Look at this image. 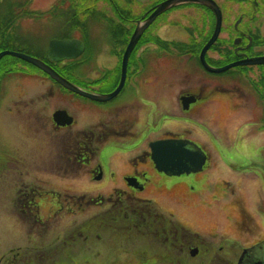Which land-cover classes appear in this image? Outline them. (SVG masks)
<instances>
[{
  "label": "flooded vegetation",
  "instance_id": "af4514ba",
  "mask_svg": "<svg viewBox=\"0 0 264 264\" xmlns=\"http://www.w3.org/2000/svg\"><path fill=\"white\" fill-rule=\"evenodd\" d=\"M123 1L126 7L116 0H53L43 13L54 11L56 36L48 40L46 53L37 59L85 93L114 92L138 23L166 0ZM215 1L222 23L205 54L207 63L217 67V58H226V64L264 59V0H229L224 7ZM191 6L199 7V14L190 10ZM182 7L188 20L174 28V15L178 14L171 13ZM77 17L86 24L79 26ZM215 23V14L198 5L175 7L159 15L126 59L124 86L106 102L73 92L30 64L27 66L35 71L20 75H12L10 66L2 67L4 71L0 68V205L12 207L10 222L21 230L23 242V246L11 248L4 264H30V251L40 260L51 248L47 238L58 236L59 218L89 206L101 207L89 220L98 214L101 220H108L111 208L117 212L118 207L125 211L132 207L130 211L136 215L130 217L123 211L118 218L125 230L148 233L146 239L160 237L166 248L173 247L179 237L183 241V235L170 231L172 215L162 214L149 199L138 198L155 177L165 175L151 159L150 144L170 139L189 140L202 147L209 159L206 168L217 157L248 160L249 171L240 176L262 191L258 190L249 209L239 212L245 218L244 230L250 234L258 222L263 224L262 235L249 247L264 242V215L255 203L257 198L264 200V65L229 70L234 75L226 87L206 81L196 67L189 71L191 62L207 72L199 58ZM98 24L104 27L103 37L94 36ZM53 39L77 41L85 51L71 59L49 58ZM143 76L147 85L144 94ZM221 106L229 107V123L220 119ZM156 112L162 116L160 126ZM243 122L241 128L238 124ZM105 148L111 149L113 157L123 155L120 171L114 168L112 191L106 197L75 194L105 182ZM216 164L218 167L215 160ZM221 184L226 190V182ZM140 205L155 208L149 206L147 211ZM255 216L260 220L255 221Z\"/></svg>",
  "mask_w": 264,
  "mask_h": 264
},
{
  "label": "rangeland",
  "instance_id": "374dc122",
  "mask_svg": "<svg viewBox=\"0 0 264 264\" xmlns=\"http://www.w3.org/2000/svg\"><path fill=\"white\" fill-rule=\"evenodd\" d=\"M53 0H31L27 8L20 9L23 27L20 28L19 35L22 39L16 46H10L6 50L25 53L35 57V52L45 51L48 40L56 36V22L54 11L52 13H43ZM124 7L123 0H116ZM221 7L229 0H217ZM0 4V11L2 10ZM190 7V6H186ZM196 14L199 10L191 6ZM185 7L174 9L171 14L177 17L172 23L176 28L182 22H186L182 14ZM136 11H140L134 7ZM32 11V12H31ZM187 11V10H185ZM31 13V15H29ZM181 14V15H180ZM100 20V19H99ZM97 20H94L96 22ZM98 24L93 28L94 36L103 37L104 27ZM12 40V33L10 39ZM215 62L217 67L225 65L226 58H217ZM215 61V60H214ZM27 63L13 57H4L0 62V68L10 66L12 75H20L22 71H35L28 67ZM196 71L202 75L206 81L215 82L221 86H227L233 79V73L226 71L222 73H208L199 68L197 63H188L189 71ZM1 71H4L2 68ZM210 84V82H207ZM142 94L144 91L145 77L140 81ZM220 119L223 123H229L231 113L228 106H221ZM162 116L156 112V122L160 126ZM255 119V116H254ZM240 125L244 128V122ZM232 126V125H230ZM234 127V126H233ZM228 128L227 130H229ZM257 133L256 129H251ZM231 132V131H228ZM212 133L215 134L212 128ZM112 146V145H111ZM106 150V151H105ZM103 156V165L105 170V182L89 185L90 188L76 192L78 195L96 196L108 195L114 183V168L120 171V161L123 155L113 157L110 148H105ZM112 155V156H111ZM110 158V162L107 158ZM217 161L214 167V161ZM115 163V166L113 164ZM247 159L234 157H217L212 159L210 166L201 173H190L189 175L166 177L159 174V178H154L147 190L140 193L138 198L149 199L154 203L163 214L172 215L173 223H181L186 230L178 232L184 236L174 241V246L166 248L165 243L159 238L150 236L148 233H139L136 229H126L121 220L115 221L114 225L107 218L101 220V215H90L97 213L100 206H89V209L80 208L69 214H62L57 225H61L58 230V236L48 237L47 243H51V248L42 253V258L35 259L31 252L30 264H236L237 259L244 248L249 247L257 238L262 235V223L258 222V228L252 234L245 231V218L240 217L239 210L249 209L258 193L259 186H253L246 181V177L240 175L247 174L249 171ZM208 163V162H207ZM209 169V171H208ZM262 171V169H260ZM219 171V172H218ZM218 172L217 174H215ZM253 171L250 176H253ZM225 181L224 189L221 184ZM190 188V189H189ZM122 189V188H120ZM124 190V189H123ZM262 191V188L261 190ZM233 195V196H231ZM106 197V196H105ZM259 199V198H257ZM255 200L257 208L264 215V200ZM12 207L0 205V264H4L10 256L12 247L23 246L20 240L21 230L16 229L10 222ZM110 209V213L113 212ZM116 212V211H114ZM110 215V214H109ZM114 215V213H113ZM93 217V216H92ZM260 218L255 216V221ZM264 220V219H263ZM107 223L109 228L107 227ZM100 224H104L103 227ZM94 227V228H93ZM101 227V228H100ZM168 227V226H167ZM103 228V229H102ZM93 229V230H92ZM97 230V231H96ZM145 229L142 228V231ZM99 235V238L97 237ZM55 240V241H54ZM54 241V242H53ZM197 247L199 253L195 257L189 254V248Z\"/></svg>",
  "mask_w": 264,
  "mask_h": 264
},
{
  "label": "water",
  "instance_id": "95a60500",
  "mask_svg": "<svg viewBox=\"0 0 264 264\" xmlns=\"http://www.w3.org/2000/svg\"><path fill=\"white\" fill-rule=\"evenodd\" d=\"M186 4H197L204 6L206 8H209L216 16L213 35L200 53V61L207 71L212 73H222L237 66L264 65V59L234 62L221 68L211 67L207 64L205 60V54L216 41L220 32L222 21L220 9L213 0H166L165 2L157 5L155 11L144 22L138 23L123 57V69L119 85L114 92L108 95L85 93L77 86L60 77L53 69H51L40 59L21 52L10 50L1 51L0 61L6 56L17 58L47 73L51 76V78H53L63 87L73 92H77L98 102H106L114 98L124 86L126 59L129 58L132 49L139 40L143 31L148 28L149 25H151V23L162 13L172 8ZM83 52V45L79 46V42L77 41L52 40L49 45L48 57L56 58L58 56V59H71L80 56ZM150 148L152 151L151 158L156 166V169L158 170V172H163L168 176H181L184 174L189 175L190 173H198L202 171L203 166L205 165L207 160V156L201 148H199L194 143L186 140L157 141L151 143ZM198 252V248H192L190 250V256L195 257ZM237 264H264V242L252 248L245 249L242 252Z\"/></svg>",
  "mask_w": 264,
  "mask_h": 264
},
{
  "label": "trees",
  "instance_id": "16d2710c",
  "mask_svg": "<svg viewBox=\"0 0 264 264\" xmlns=\"http://www.w3.org/2000/svg\"><path fill=\"white\" fill-rule=\"evenodd\" d=\"M30 1L31 0H0V4L3 5L2 10L0 11V52L8 49L10 46H16L17 43L21 41L19 39H22V37L19 35L18 30H20V28L22 29L23 27L22 18L25 16V14L20 15L19 11L22 8H27L28 4L30 5ZM239 1H242V0H239ZM29 15H31V13ZM76 22L79 26H83V24H86L85 20H82L79 17L76 18ZM10 33H12L11 41H9ZM44 53H46V50L45 51L36 50L35 57L40 58L42 57ZM149 206L151 205H140V208L146 209L148 211L151 209ZM140 208L138 207L136 210H140ZM152 208H155V207L153 206ZM130 209H133V208L132 207L126 208V211H128V215L130 217H133V215L137 214V213H132ZM123 211L127 213L123 208L118 207L117 212L113 211L110 213L109 215L110 217L108 220L111 221L112 225L114 224L115 221L118 220L119 216L122 215ZM153 213H154V210H153ZM146 214L147 213H144V215ZM126 216L125 217L123 216V218L127 220L128 217ZM172 227L173 228H170V231H172L173 234L185 230L180 223H173ZM132 264H137V263L133 261Z\"/></svg>",
  "mask_w": 264,
  "mask_h": 264
}]
</instances>
